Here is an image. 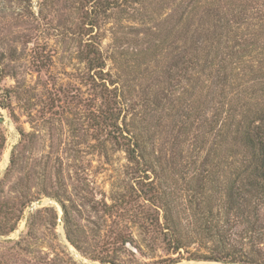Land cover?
Instances as JSON below:
<instances>
[{
	"label": "rangeland",
	"instance_id": "obj_1",
	"mask_svg": "<svg viewBox=\"0 0 264 264\" xmlns=\"http://www.w3.org/2000/svg\"><path fill=\"white\" fill-rule=\"evenodd\" d=\"M182 1L124 5L93 34L103 75L119 89V128L139 138L131 162L127 141L104 126L101 85L110 78L83 60L77 0H0V264H239L204 260L217 251L264 258V208L261 233L253 214L250 223L227 217L218 194L226 178L205 174L200 184L195 170L209 149L196 139L201 122L180 132L195 108L205 115L212 90L194 95L179 78L174 49L201 17ZM156 96L167 100L158 106Z\"/></svg>",
	"mask_w": 264,
	"mask_h": 264
},
{
	"label": "trees",
	"instance_id": "obj_2",
	"mask_svg": "<svg viewBox=\"0 0 264 264\" xmlns=\"http://www.w3.org/2000/svg\"><path fill=\"white\" fill-rule=\"evenodd\" d=\"M146 0H77L80 12L79 34L87 37L82 57L91 70L101 74L104 82L101 87L102 99L106 103L103 123L108 135L115 141H127L125 152L129 161L137 160L139 138L130 131L124 136L119 128L122 114L118 106L119 89L109 74L103 75L106 62L101 50L102 41L93 35L100 30L106 20L114 19L117 12L123 13L124 5L142 7ZM200 12L199 26L181 41L176 51L175 66L180 80H191L194 95L209 86L210 99L205 115L196 113L186 119L192 122L186 126L181 123V135H188L196 121L203 134L202 144L209 146L203 169H195L200 184L205 183V174H222L226 181L222 194L226 216L237 214L245 223L253 214V232L261 233L259 212L264 208V0H183ZM123 9V10H122ZM200 15V14H199ZM116 19L117 22L123 19ZM258 30L245 32L244 30ZM257 52V53H255ZM259 53V56L257 57ZM256 54V57L254 55ZM256 64L258 69L253 65ZM115 87L114 89H111ZM200 97H197V101ZM166 96H156L155 103L160 106ZM2 106V105H0ZM201 114V116H200ZM184 116V115H183ZM199 131V130H198ZM129 132V131H128ZM2 144L1 146H3ZM139 156V155H138ZM219 157V158H217ZM12 155L10 170L15 166ZM196 166V162L190 164ZM197 168V167H195ZM201 172V173H200ZM213 182V179H211ZM211 201V200H210ZM258 227V228H257ZM252 232V233H253ZM173 251L182 250L180 241L173 242ZM169 244L172 245L171 240ZM260 254V253H259ZM207 261L216 263L264 264L261 255L244 256L232 259L223 251H217Z\"/></svg>",
	"mask_w": 264,
	"mask_h": 264
},
{
	"label": "water",
	"instance_id": "obj_3",
	"mask_svg": "<svg viewBox=\"0 0 264 264\" xmlns=\"http://www.w3.org/2000/svg\"><path fill=\"white\" fill-rule=\"evenodd\" d=\"M0 123H4V120L0 118ZM44 205V203L42 201L36 203L33 207L32 210L37 208V207H42Z\"/></svg>",
	"mask_w": 264,
	"mask_h": 264
}]
</instances>
